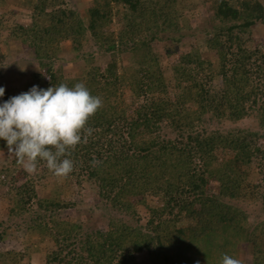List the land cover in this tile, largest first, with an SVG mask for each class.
<instances>
[{"label": "trees", "instance_id": "trees-1", "mask_svg": "<svg viewBox=\"0 0 264 264\" xmlns=\"http://www.w3.org/2000/svg\"><path fill=\"white\" fill-rule=\"evenodd\" d=\"M115 3L124 5L137 18L149 15L155 25L179 26L175 0H97L86 20L75 10L60 5L59 0H37L31 13L32 24L21 26L19 33H14L22 39L28 36L25 42L33 46L40 65L48 67L50 78L35 74V86L47 89L61 83L69 87L84 83L92 95L102 98L103 106L88 122L92 135L87 143L78 144L68 158L95 179L101 195L116 208L134 210L131 199L143 204L153 191L163 195L165 204L153 211L146 227L118 221L108 231H88L79 223H57L59 228L51 234L56 249L48 254L46 264H62L67 259L74 260L68 264H136V254L145 250L153 264H193L190 256L193 252L208 260L218 247L225 246L217 243L219 238L229 245L233 234L246 235L243 223L247 222V215L226 199L242 197L255 159H260L264 166V49L248 48V40L243 37L259 23L264 28V0H217L216 24L207 43L216 50L218 64L198 52L183 54L173 67L175 100L156 95L170 89L160 68L159 55L151 47V41L162 28L155 26V32L144 28L150 34H145L142 26L122 29L119 34L107 33L106 25L112 21ZM89 32L97 41L105 39L108 52L114 53L120 47L136 54L141 52L136 55L138 66L130 68L135 78L133 94L138 100L131 114L124 101L113 98L118 95L117 86L125 79L116 60L100 76L105 81L98 78L101 73L98 66L90 67L85 82L82 77L68 78L53 70L52 58L61 50V43L71 42L78 52ZM143 47L149 50L142 53ZM45 59L52 60L46 63ZM218 79L221 84L215 86ZM9 88L6 85L5 92ZM12 96L15 95H8L5 101ZM191 102L197 110L186 108ZM257 106L263 132L237 129L221 134L199 128L211 111L215 117L237 120L248 114V107ZM164 124L177 134L175 139L162 134ZM219 146L222 153L230 152V158H220ZM4 148L6 141L0 139V150ZM93 158L99 161L95 166ZM212 183L219 189L217 193ZM13 191L18 196L15 206L22 211L34 199L43 215L69 206L58 199H40L30 180ZM175 212L173 219L165 218ZM181 218L195 223L180 227ZM33 229L42 231L47 226L40 223ZM9 230L0 231V241L6 239ZM23 257L22 253L0 251L3 264L21 261ZM254 260L255 264H264V253L258 255L257 250Z\"/></svg>", "mask_w": 264, "mask_h": 264}, {"label": "rangeland", "instance_id": "rangeland-1", "mask_svg": "<svg viewBox=\"0 0 264 264\" xmlns=\"http://www.w3.org/2000/svg\"><path fill=\"white\" fill-rule=\"evenodd\" d=\"M0 0V87L6 90V85L10 87L3 97H0V103H3L8 95H19L28 92L33 87L35 74L42 75L49 79L48 67H42L41 61L35 55L32 45L25 42L29 37L22 39L19 33L21 26L28 27L32 24L31 13L37 0ZM60 5L68 7L78 12L84 19L92 5H96L97 0H59ZM156 2L157 0H152ZM177 2V13L175 18L179 23L178 27L162 26L160 23L154 24L153 19L147 15L137 18L124 5L114 4L112 6V21L106 25V32L115 31L119 34L122 29L142 26L143 31L150 28L155 32V26L162 28L156 34V39L151 41L154 54L159 55V64L162 73L169 84L170 89L164 94H156L158 97L174 98V65L179 63L180 57L188 52H198L204 59L218 64L216 50L210 49L207 39L213 32V26L216 24L214 19V10L218 5L217 0H175ZM32 4V5H31ZM150 18V21H149ZM145 28V29H144ZM150 34L149 31H144ZM239 34V32H236ZM250 34V35H249ZM253 34V35H252ZM248 40L246 46L255 48L260 46L264 49V28L261 23L250 29L248 34L243 35ZM111 38L106 39L110 41ZM249 40H253L251 45ZM105 39L97 41L89 32L82 39L83 47L80 51L73 49L72 43L62 42L60 51L53 57L52 68L58 74H64L68 78H80L82 82L87 80L85 77L91 66L101 68L98 78L105 81L102 76L105 74L107 65L116 60L119 73L124 75L125 79L117 86L118 95L113 97L124 101L127 111L131 114L137 107L138 100L133 94L132 82L134 81V71L136 68V55L130 49L120 47L116 52H108L105 46ZM169 48V49H168ZM148 47L142 48V53L148 51ZM172 52L167 54L166 52ZM52 59L43 61L50 62ZM214 85L221 82L214 81ZM32 86V87H31ZM143 100V99H142ZM250 106V103L248 104ZM190 110H197L195 103L186 105ZM248 114L241 119L230 120L229 117L218 118L213 112L204 116V121L199 123L202 130H216L221 134H226L229 130H242L244 132H263L261 120L262 117L256 108L248 107ZM164 136L175 139L177 134L173 130L163 125ZM260 144H263L260 141ZM264 148V146H263ZM221 159L230 158V152H221L222 147H218ZM223 154V155H222ZM73 172L66 178L55 177L43 162L37 166L35 173L29 174L23 167L16 164L14 155H10L8 147L0 150V231L8 230L5 240L0 241V251L22 253L23 260L11 264H46V258L49 253L56 249L52 233L59 228L56 224L60 222L79 223L85 230L93 231L100 229L108 231L113 223L123 221L132 226L146 227L148 221L154 216L153 211L160 210L165 204V198L161 193L150 192L145 198V203H135L138 200H132L134 210L116 208L113 203L101 195L97 182L91 179L89 174L75 165ZM260 159H255L253 174L245 182L242 191V197L237 199H226L230 204L238 207L247 215V222L243 223L246 235L233 234L226 245L224 239L219 238L217 243L224 247H218L212 256L206 260L203 254L190 253L193 264H221L223 255L227 254L233 258L239 259L241 264H255V252L258 255L264 253V166ZM30 180L35 185L40 199H58L65 204H69L68 209L56 211L43 215L34 199L28 203L27 209L22 211L15 206L18 197L13 188H18L21 184ZM15 185V186H14ZM214 192L219 189L212 183ZM21 197L19 196V199ZM27 199V198H26ZM137 200V201H136ZM176 212L168 214L165 218L173 219ZM161 219H159L160 222ZM43 224L47 229H33L36 224ZM195 222L190 219H179L178 226L188 227ZM247 237V238H246ZM249 238V240H248ZM251 238V239H250ZM77 247V246H73ZM79 250V249H76ZM72 257V256H71ZM263 261V260H262ZM74 262L67 259L62 264ZM0 264L1 263L0 261ZM136 264H153L148 251L136 254Z\"/></svg>", "mask_w": 264, "mask_h": 264}, {"label": "clouds", "instance_id": "clouds-1", "mask_svg": "<svg viewBox=\"0 0 264 264\" xmlns=\"http://www.w3.org/2000/svg\"><path fill=\"white\" fill-rule=\"evenodd\" d=\"M4 94L0 87V97ZM102 106V98L92 95L84 83L47 89L34 85L0 103V139L29 174L43 162L55 177L66 178L74 169L68 157L78 144L88 142L93 132L88 122ZM98 163L93 158V166ZM221 264L241 261L225 254Z\"/></svg>", "mask_w": 264, "mask_h": 264}]
</instances>
